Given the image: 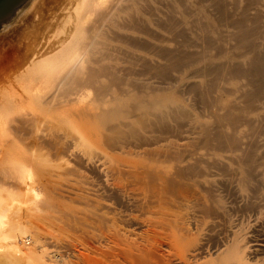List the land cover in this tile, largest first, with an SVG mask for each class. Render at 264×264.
Masks as SVG:
<instances>
[{
	"label": "bare ground",
	"instance_id": "bare-ground-1",
	"mask_svg": "<svg viewBox=\"0 0 264 264\" xmlns=\"http://www.w3.org/2000/svg\"><path fill=\"white\" fill-rule=\"evenodd\" d=\"M62 3L0 79L1 173L55 249L0 184V264H264V0Z\"/></svg>",
	"mask_w": 264,
	"mask_h": 264
},
{
	"label": "rangeland",
	"instance_id": "rangeland-1",
	"mask_svg": "<svg viewBox=\"0 0 264 264\" xmlns=\"http://www.w3.org/2000/svg\"><path fill=\"white\" fill-rule=\"evenodd\" d=\"M62 2L63 0H36L35 3V0H24L22 4L15 8L12 18L3 21L0 24V79L5 80L8 78L13 69L17 67L16 63H19V59L25 48L24 44L27 41V30L30 25L38 21L40 13L43 15V17L40 16L41 19H50L47 15L48 10L50 11V8L52 9V7L55 8L57 14H63L60 10L63 5ZM31 5L32 7L30 8ZM10 149H12L10 154L12 160H16L21 153L26 152L34 155L32 156L34 157L33 161L41 164L42 169L44 170L50 169L55 161L49 154L44 155L42 154L43 151H36L33 148H27L24 143H21V141L18 140H16L13 147ZM40 153L44 155V158H41L42 155L39 156ZM3 154L4 151L0 150V184L3 186L2 193L6 202L12 203L15 206L14 209L11 210L10 215H12L11 217H13L14 220H18L27 225L26 245H34L36 252L40 257L45 261H48L49 259L47 255L50 254L48 252L54 250L55 247L51 242L44 240L42 234L40 235L36 233V231H38L37 229L41 226V222L38 218L37 210L35 208H28L29 205L23 196L25 189L23 188L21 179L9 178L8 176L4 177L1 173V170L5 168L4 165L7 163V161H3ZM33 165L34 167L37 166L34 162ZM33 165L31 164L29 167H32ZM36 170V167L31 168L32 174L34 175L33 178L37 177ZM15 203L19 204V206ZM36 236L38 237V240L35 243L34 237ZM258 238H260V236ZM90 244V241L85 242L78 240L74 241L72 246L75 249L82 251Z\"/></svg>",
	"mask_w": 264,
	"mask_h": 264
},
{
	"label": "water",
	"instance_id": "water-1",
	"mask_svg": "<svg viewBox=\"0 0 264 264\" xmlns=\"http://www.w3.org/2000/svg\"><path fill=\"white\" fill-rule=\"evenodd\" d=\"M24 0H0V24L12 18L13 12L17 6Z\"/></svg>",
	"mask_w": 264,
	"mask_h": 264
}]
</instances>
